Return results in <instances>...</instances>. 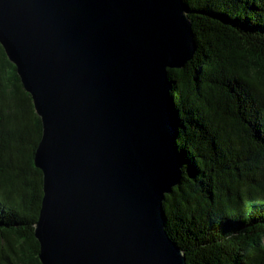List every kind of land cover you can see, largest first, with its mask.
<instances>
[{
  "label": "water",
  "instance_id": "1",
  "mask_svg": "<svg viewBox=\"0 0 264 264\" xmlns=\"http://www.w3.org/2000/svg\"><path fill=\"white\" fill-rule=\"evenodd\" d=\"M183 0H0V44L43 126L41 264H186L164 222L183 155L171 70L197 44Z\"/></svg>",
  "mask_w": 264,
  "mask_h": 264
},
{
  "label": "trees",
  "instance_id": "2",
  "mask_svg": "<svg viewBox=\"0 0 264 264\" xmlns=\"http://www.w3.org/2000/svg\"><path fill=\"white\" fill-rule=\"evenodd\" d=\"M193 59L171 70L183 155L163 203L186 264H264V0H183ZM43 126L0 44V264H41Z\"/></svg>",
  "mask_w": 264,
  "mask_h": 264
}]
</instances>
